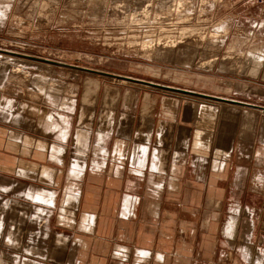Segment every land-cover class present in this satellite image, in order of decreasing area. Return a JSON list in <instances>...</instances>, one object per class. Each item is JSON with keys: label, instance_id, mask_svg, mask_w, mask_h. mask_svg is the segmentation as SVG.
Here are the masks:
<instances>
[{"label": "rangeland", "instance_id": "obj_1", "mask_svg": "<svg viewBox=\"0 0 264 264\" xmlns=\"http://www.w3.org/2000/svg\"><path fill=\"white\" fill-rule=\"evenodd\" d=\"M0 49L5 50H0L3 254L23 252L30 247L26 243L29 245L32 237L42 242L35 251H51L50 242L55 235H71L69 229L54 225V217L47 221L51 225L40 228L33 223L18 226V222H23L20 221L23 207L27 210L24 222H36L39 203L47 205L48 217L56 190L60 205L62 194L77 185L75 181L84 174L85 167L94 165L100 171L101 164L93 161L88 164V158L107 153L100 147L83 145L90 134H97L99 117L118 121L120 116H131L137 123L142 107L139 96L149 93L148 100L154 90L162 91L164 97L173 95L164 89L7 51L200 92L212 91L218 96L236 94L237 100L264 106V0H0ZM175 95L177 122L183 121L180 119L188 104L185 119L196 124L198 137L194 141L201 148H194L198 154L190 155L195 169L206 172L221 169L217 159L222 157L221 150L224 153L228 149L226 133H232L231 146L244 171L253 155L256 166L264 168V110L184 93ZM164 97L160 99L162 102L166 100ZM148 107L152 111L153 103L147 102L142 110L147 119L151 118V111L148 115L144 112ZM222 108L224 111L220 113ZM140 123L144 125L146 119ZM216 146L221 149L219 152ZM24 149L27 151L23 152ZM40 150L44 151L43 157L39 156ZM21 158L40 163L46 167V173H23L18 167ZM190 164L193 170L192 161ZM160 165L164 169L172 164ZM230 171H235V167ZM206 188L209 190L208 185ZM231 197L190 193L171 198L172 202L189 201L196 208L199 202L202 204L199 213L185 212L195 221L200 219V229L208 235L205 243H192L193 257L214 253L213 264H264L263 260L255 263L248 258L256 247L242 240L251 228L238 227L232 241L226 242L221 235L223 224L219 227L218 242L212 241L215 222L228 221L226 212L233 206ZM222 202L223 208L219 210ZM237 207L241 211L238 222L250 223L246 211L240 205ZM187 243H158L160 251L174 248L166 264H190L191 248L190 242ZM122 245L93 243L92 249L114 251ZM82 246L72 245V249L81 251Z\"/></svg>", "mask_w": 264, "mask_h": 264}, {"label": "crops", "instance_id": "obj_2", "mask_svg": "<svg viewBox=\"0 0 264 264\" xmlns=\"http://www.w3.org/2000/svg\"><path fill=\"white\" fill-rule=\"evenodd\" d=\"M201 92L215 94L212 91ZM162 93L160 90H154L148 100L149 93L139 96L142 107L137 123L135 117L131 116H120L118 121L107 116L98 118L97 134H90L88 142L83 145L89 148L100 147L107 153V157L94 156L92 160L87 157L88 164L91 161L101 164L100 171H96L94 165L85 167L84 174L75 181L77 185L71 188V192L62 194L60 205L57 203L56 190L53 204L50 206L53 209L48 217L47 205L39 203L36 222H24L27 210L23 207V217L20 218L23 222H18V226H29L33 223L40 228L43 225H51V222L47 221L54 217V225L69 229L71 235H55L50 242L51 251H35L42 242L32 237L28 241L29 245L26 243V246L30 247L24 248L23 252L3 254L4 252L0 251V264H166V259L172 258L174 248L160 251L158 243L169 244L175 241L186 244L190 242V264H213L214 253L201 258L193 257L192 243H205L208 235L200 229V219L195 221L185 212L199 213L202 204L199 202L196 208L191 207L189 201H171L173 196L190 193L200 196L206 193L219 194L223 199L226 195L232 196L230 204L233 206L226 212L228 221L215 222L213 226L216 230L212 241L218 242L219 227L223 224L224 232L221 235L226 242L232 241L231 236L235 235L238 227L251 228L242 240L256 247L248 258L255 260V263L264 261V168L256 166V158L253 155L249 167L244 171V168L238 165L234 146H231L232 133H226L227 151L223 153L218 146L215 148L218 152L221 150L222 157L217 159L221 169L216 168L213 172L195 169L190 155L198 154L194 152V148L201 147L195 145L194 141L198 137L197 130L194 129L196 124L185 119L190 107L186 104L180 119L183 121L178 123L175 94L179 92L168 91L175 96L165 94V97ZM235 95L223 96L238 99ZM163 97L165 102L161 101ZM147 102L153 103L152 111L149 107L144 110L147 115L151 111L149 119L145 118L142 112ZM223 111L224 108L220 113ZM143 119H146L144 125L140 123ZM40 151L39 156L43 157L44 151ZM163 156L166 158L163 159ZM191 161L193 170H190ZM18 162L20 171L25 174L46 173V167L34 160L21 158ZM162 162H171L172 165L163 169L160 165ZM233 167L235 171L231 172ZM86 175L88 177L85 180ZM184 184L188 185L187 188ZM207 185L209 190H205ZM240 196H244V199ZM238 205L243 208L242 211L247 212L245 215L250 217V223L238 222L241 214ZM222 208L223 202L218 209ZM236 237L238 239V235ZM112 242L124 245L120 250L114 251L92 249L93 243L98 245ZM81 244L83 250L72 249V245L79 248Z\"/></svg>", "mask_w": 264, "mask_h": 264}, {"label": "water", "instance_id": "obj_3", "mask_svg": "<svg viewBox=\"0 0 264 264\" xmlns=\"http://www.w3.org/2000/svg\"><path fill=\"white\" fill-rule=\"evenodd\" d=\"M0 50H2V49H0ZM2 51H5V50H2ZM7 52L18 54V55L27 57L28 59H33V60L42 61V62H46V63H52V64L59 65V66L70 67V68H74L77 70H83V71H87V72L94 73V74H100V75L112 77L114 79L130 81V82H134V83H140L143 85L152 86V87H156V88H160V89H164V90H168V91L179 92V93H184V94H188V95H192V96L202 97L205 99H210V100H215V101H220V102H228L231 104L253 107V108H258V109L264 110L263 105H259V104H255V103H251V102H246V101L232 99V98H228V97L208 94V93H204V92H200V91H196V90H191V89H187V88H181V87H177V86L162 84L159 82L146 80V79H142V78H138V77H134V76H130V75H124V74H119V73H115V72H110V71H105V70H100V69H95V68H89V67H84V66H79V65H73V64H69L66 62H62V61H58V60H54V59H50V58H45V57H40V56H35V55H30V54H24V53H16V52H12V51H7Z\"/></svg>", "mask_w": 264, "mask_h": 264}]
</instances>
